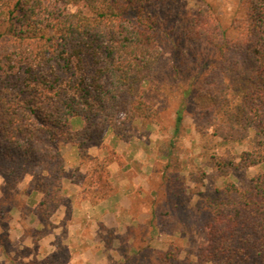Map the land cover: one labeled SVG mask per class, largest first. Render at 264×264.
Wrapping results in <instances>:
<instances>
[{
    "label": "trees",
    "instance_id": "obj_1",
    "mask_svg": "<svg viewBox=\"0 0 264 264\" xmlns=\"http://www.w3.org/2000/svg\"><path fill=\"white\" fill-rule=\"evenodd\" d=\"M150 1L0 0V173L15 182L43 168L39 218L48 219L63 201L60 146L70 144L77 155L92 146L105 153L89 176L78 167L71 177L81 197L96 204L113 188L108 164L115 151L103 137L112 132L125 139L133 120L158 115L145 86L160 59L155 22L145 12ZM241 8L242 17L232 22L235 38L205 7L186 26L188 40L211 45L218 58L193 91L210 103L196 129L204 135L212 128L225 142L264 132V0H241ZM233 78L241 83L235 107ZM180 120L181 109L175 125ZM215 164L223 177L234 167L263 165L264 138L238 162L223 155ZM221 192L203 225L208 244L200 263L264 264V172L242 188L226 181Z\"/></svg>",
    "mask_w": 264,
    "mask_h": 264
},
{
    "label": "rangeland",
    "instance_id": "obj_2",
    "mask_svg": "<svg viewBox=\"0 0 264 264\" xmlns=\"http://www.w3.org/2000/svg\"><path fill=\"white\" fill-rule=\"evenodd\" d=\"M57 5L68 10L77 8L59 2ZM201 7L216 16L220 29L227 37H236L237 30L232 22L243 15L241 0H152L145 6V12L154 19L160 50V59L145 83L146 98L159 113L152 121L133 120L125 132V139H131L136 151L145 152L148 171H154L150 181L155 198L151 200L148 196L146 199L152 210L139 216V219L145 218V222L140 223L137 231L126 232V235L137 236L136 247L127 250L123 243L118 242H124L125 237L84 219L83 230L72 232V235H77L75 243L81 242L80 245L73 246L71 241H67L71 248L61 246L51 255L42 253L36 248L40 245L38 241L53 222L51 216L42 219L35 214L39 191L44 190V171L37 167L32 175H22L15 182L0 173V264H201L200 250L208 244L203 225L208 209L222 193L226 181L242 188L252 176L264 172V164L234 167L223 177L215 164L216 159L223 155L231 156L233 161L238 162L243 151L258 145L264 138V132L251 131L249 137L241 142H225L213 134L212 128L204 135L196 129V122L205 117V109L210 107V103L193 91L218 63L214 47L201 41L192 42L186 37V26ZM230 81V95L235 107L240 98L241 83L236 78ZM180 109L181 120L175 125L176 111ZM76 120L79 116L73 117V126H76ZM103 144L110 152L115 151L116 158L112 161L121 160L122 153L116 152L105 136ZM70 146L68 143L60 146L66 165V180H71L78 167L80 173L89 176L99 158L105 156L97 146L88 148L82 155H76ZM95 156L96 159L91 160ZM144 156H138L137 162ZM77 186L81 190V186ZM13 213L15 216H12ZM10 222L15 229L11 232L12 236L10 231H6ZM32 223L38 224L39 229L32 230ZM26 235L30 237L26 238ZM27 239V243L34 247L25 244ZM88 247H91L90 252H87ZM112 248L118 249L124 256L117 254L112 260L111 256H107V250ZM95 250L98 251L94 253ZM103 251H106L105 255ZM246 264L259 263L250 259Z\"/></svg>",
    "mask_w": 264,
    "mask_h": 264
},
{
    "label": "crops",
    "instance_id": "obj_3",
    "mask_svg": "<svg viewBox=\"0 0 264 264\" xmlns=\"http://www.w3.org/2000/svg\"><path fill=\"white\" fill-rule=\"evenodd\" d=\"M105 137L107 143L111 145L116 152L122 153V155L120 153L122 157L121 160L112 161L108 165L109 180L113 187L112 190L98 203H92L89 198L81 197L79 193L80 189L76 183H73L70 179L66 180L67 176L65 172L62 178L63 201L51 215L50 219H52L53 224L49 225L48 228L50 229L43 234L42 239L38 241L40 245L36 247L41 249L42 253L51 255L61 246L64 248H71V245L66 244L67 241H71L73 246L80 245L81 242L75 243V241H77L76 233L81 229L83 230L81 225L84 219L90 222H96L99 226L103 225L104 230H111L113 234L117 233L125 237L124 239L126 240L124 242L121 240L116 241L123 243L128 248L127 250L136 247L134 242L137 241V236L133 234L126 235V232L137 231L140 223L145 222V218L139 219V216L147 215L149 214L148 211L152 210L150 204L146 203V199L148 196L151 197V200L155 198L153 193L154 187L150 181V175H152L154 171L152 169L148 171V165L145 162L146 157L144 156L145 152L143 153L140 149L136 151L131 143V139H115L112 132H107ZM90 149L91 148H89V150ZM138 156L139 158L143 156L145 158L137 162V159H139L137 158ZM73 165H75V163ZM140 176H143V178L141 179ZM39 192L40 199L43 191ZM12 216H15V214L13 213ZM27 218H30V215H27ZM31 225L32 230L39 229L38 224L32 223ZM6 231H10L11 236V232H15L11 222L9 229ZM72 232H76L75 235H72ZM32 235L33 234H31V240L33 242ZM29 237L30 236L26 235V238ZM27 242L28 239L25 244L30 247L31 244ZM31 247H34V245ZM90 248L91 247H88L87 252H90ZM92 250H94V248H92ZM97 251L95 250L94 253ZM105 252L106 251H103L104 255ZM34 254L33 251V256ZM75 254H77V252H75ZM117 254L123 255L121 251L115 248H112L111 251L107 250V256H111L112 260H114L113 257L118 256ZM72 255L73 252L70 250V256ZM108 260L110 259L108 258Z\"/></svg>",
    "mask_w": 264,
    "mask_h": 264
}]
</instances>
